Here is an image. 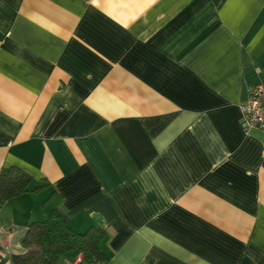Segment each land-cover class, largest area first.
Wrapping results in <instances>:
<instances>
[{
	"label": "crops",
	"instance_id": "obj_1",
	"mask_svg": "<svg viewBox=\"0 0 264 264\" xmlns=\"http://www.w3.org/2000/svg\"><path fill=\"white\" fill-rule=\"evenodd\" d=\"M264 0H0V264L54 210L111 264H264ZM67 252L63 264L83 259Z\"/></svg>",
	"mask_w": 264,
	"mask_h": 264
},
{
	"label": "trees",
	"instance_id": "obj_2",
	"mask_svg": "<svg viewBox=\"0 0 264 264\" xmlns=\"http://www.w3.org/2000/svg\"><path fill=\"white\" fill-rule=\"evenodd\" d=\"M45 184L35 181L22 169L12 167L0 172V201L24 192L39 191ZM107 230L93 225L85 232L71 228L69 218L54 210L44 220L29 224L23 240V250L12 256L13 264H63L67 252L82 253V264H92L103 259L102 242Z\"/></svg>",
	"mask_w": 264,
	"mask_h": 264
},
{
	"label": "built area",
	"instance_id": "obj_3",
	"mask_svg": "<svg viewBox=\"0 0 264 264\" xmlns=\"http://www.w3.org/2000/svg\"><path fill=\"white\" fill-rule=\"evenodd\" d=\"M242 114V128L249 132L252 129L264 131V85L261 83L249 87L248 98L240 105ZM73 264H82V259ZM92 264H111L109 261L99 260Z\"/></svg>",
	"mask_w": 264,
	"mask_h": 264
}]
</instances>
